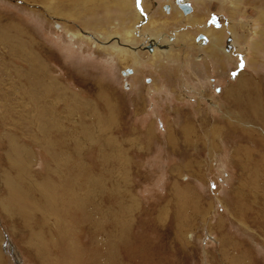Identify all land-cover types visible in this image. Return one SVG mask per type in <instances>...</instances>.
<instances>
[{
	"label": "rangeland",
	"instance_id": "rangeland-1",
	"mask_svg": "<svg viewBox=\"0 0 264 264\" xmlns=\"http://www.w3.org/2000/svg\"><path fill=\"white\" fill-rule=\"evenodd\" d=\"M143 2L145 13L141 0H0V155L22 146L34 159L32 179L47 176L34 126L21 125L34 112L39 79L59 128L51 122L48 139L61 132L63 153L93 175L91 199L133 207L117 249L123 264H264V0H189L188 15L173 0ZM212 37L220 59L209 54ZM148 42L154 54L165 49L174 58L155 59ZM250 78L258 117L226 95ZM182 123L192 126L186 140ZM1 169L0 159V174H9ZM60 170L65 185L58 186L67 189L86 174ZM6 189L0 179V201ZM18 220L3 202L0 264H37ZM76 229V246L100 257L88 225ZM64 247L56 241L53 255Z\"/></svg>",
	"mask_w": 264,
	"mask_h": 264
},
{
	"label": "bare ground",
	"instance_id": "bare-ground-1",
	"mask_svg": "<svg viewBox=\"0 0 264 264\" xmlns=\"http://www.w3.org/2000/svg\"><path fill=\"white\" fill-rule=\"evenodd\" d=\"M185 1L189 0H183L182 2ZM229 1L235 3L237 0ZM141 8L142 12L145 13L143 0H141ZM137 17L139 18L138 15ZM148 22H151L149 15L147 16L146 24ZM216 42L217 39L213 38L211 42L212 44L208 49L213 60L217 58L220 59L221 57L218 55L219 52L216 51L217 48L216 45H214ZM153 43H156V40L153 41ZM200 44L202 45V43H199V45ZM251 47H255L254 42H252ZM114 49L117 48L114 47ZM156 51L157 48H154L151 51V54H154ZM168 51L163 49L159 54H154L153 57L155 59H159V55L161 54L164 56V59L174 58H167L168 56L170 57L172 55ZM118 54H120V52ZM128 75L129 74L127 71L123 73V77L125 78ZM255 84L256 82L253 78L244 80V82L240 81L239 85L235 89L228 90L226 95L227 98L237 103H240L238 101L245 100L246 103L249 104L251 115L258 117L260 114V103L258 100V91ZM33 87L32 104L34 112L31 118L30 112H28L27 116H23V123H21V125L31 124L34 126V141H36V143H40L39 145H41L42 151H45L49 158L48 163L46 162L47 164L44 167L47 169L46 171H48V173L45 177L41 176V178L39 176L40 178L37 180L32 179L30 176L31 172L29 171L32 168L34 159L30 152H28L26 149H23L21 146L23 151L26 150V152L24 151L25 154L22 155L19 150L21 147L19 146V148H17L16 145V147H6L3 149L4 152L0 155V159L3 162L4 169L1 170L8 171L9 174L5 175L2 172L0 174V179L5 182L7 186V201H0V206H3L4 202L6 205V211L11 216L19 219L18 221L20 222V226L23 229V232L26 234V242L29 243V245H32L30 252L32 254V258H34L37 264H123L122 258L119 257L117 249L119 248V244L125 241L128 223H126L124 219L127 217V214L132 211L133 207L128 209L123 204H119V201H113V204L111 203L110 205L107 204V206H103L91 199L92 195L94 196L92 193V187L94 185L93 175L87 174L85 172L87 171L84 170L85 164L83 162L79 163V159L76 156L69 154L66 155L63 153L65 142L62 138L61 132H56L57 139H55V142L52 143L49 141L48 128L51 127L50 123L53 122L52 124L56 126L55 129H59L58 124L54 123V121L49 116V110L47 109L44 101L47 98L46 88L40 84L39 79H36V81L33 83ZM96 96L103 101L102 107H104L107 111L106 107L108 104L106 103V100L100 98L98 95ZM91 114L94 113L92 112ZM97 117V121L102 126L105 125V122L110 123L109 116L106 120L105 115H97ZM114 121L115 118L113 117V122ZM35 128H37V131ZM180 128L183 135L182 137L186 140V137L188 138L187 131L188 129L192 128V126L189 123H182ZM149 129L150 123L146 126L145 132L143 134H149ZM210 132L217 134V132L213 129ZM39 136L41 137V141L37 140ZM172 136L173 134L169 132L166 136V139H172ZM89 137L91 138V136ZM73 150H75V147ZM71 162H73L74 165H72ZM62 168L64 170L71 168L73 172H81L80 175H82L84 172V174L86 173L85 178L83 181L81 180L82 182H80V184H78V178L76 182H73L72 180L69 181L70 187H68V189L59 187L58 185H65L63 180L58 181L60 178L57 176L59 175L58 170ZM61 171L62 170H60V173ZM50 173L54 175V177L56 176V182L53 181L54 178L52 180L48 177V174ZM70 190L73 191L70 192ZM77 190L82 191L83 194H77ZM34 193L37 194L39 201H36L35 198H33L35 195ZM70 211L77 213L79 219L76 217H71L69 214ZM105 213L109 214V219L106 218ZM105 221L109 223L107 229L103 226ZM82 224L88 225L92 231V241L96 240L101 242L103 253L100 257L95 258L94 253L91 252L92 250L85 253L84 249L76 246L75 240L72 239L73 230ZM59 240H63V245H65L64 251H61L62 254L58 253L56 256H54L52 247H54L55 242ZM236 260L238 263V259ZM248 262L250 264V260ZM231 263L234 264V262Z\"/></svg>",
	"mask_w": 264,
	"mask_h": 264
},
{
	"label": "water",
	"instance_id": "water-1",
	"mask_svg": "<svg viewBox=\"0 0 264 264\" xmlns=\"http://www.w3.org/2000/svg\"><path fill=\"white\" fill-rule=\"evenodd\" d=\"M173 1L175 5L178 7V9L182 11L183 15H188L192 12V6L190 5L189 1H185V2H182L183 0H173ZM211 18L217 20L216 16H212ZM212 23L215 24L216 27H219V25L216 24L217 22L215 23L213 21ZM200 39L204 40L205 38L203 35H198L197 41H199ZM145 48L147 49V51L151 52L154 48V44L152 42H148V45H145ZM142 50H144V46L142 47Z\"/></svg>",
	"mask_w": 264,
	"mask_h": 264
},
{
	"label": "crops",
	"instance_id": "crops-1",
	"mask_svg": "<svg viewBox=\"0 0 264 264\" xmlns=\"http://www.w3.org/2000/svg\"><path fill=\"white\" fill-rule=\"evenodd\" d=\"M127 6H128V5H127ZM127 6H126V7H127ZM119 7H120V6H119ZM124 8H125V7H124ZM124 8H122V9H124Z\"/></svg>",
	"mask_w": 264,
	"mask_h": 264
},
{
	"label": "flooded vegetation",
	"instance_id": "flooded-vegetation-1",
	"mask_svg": "<svg viewBox=\"0 0 264 264\" xmlns=\"http://www.w3.org/2000/svg\"><path fill=\"white\" fill-rule=\"evenodd\" d=\"M182 12V11H181Z\"/></svg>",
	"mask_w": 264,
	"mask_h": 264
}]
</instances>
